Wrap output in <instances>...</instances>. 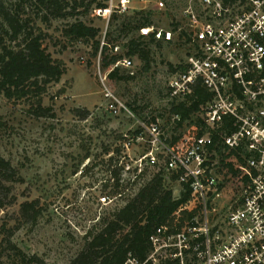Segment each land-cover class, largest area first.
<instances>
[{"label":"built area","instance_id":"2783aa9c","mask_svg":"<svg viewBox=\"0 0 264 264\" xmlns=\"http://www.w3.org/2000/svg\"><path fill=\"white\" fill-rule=\"evenodd\" d=\"M168 1L104 0L105 8L96 11L107 27L114 15L150 13L135 5L165 12ZM139 33L154 44L188 48L168 82L171 102L185 101L197 86L211 99L194 116L204 125L198 129L201 136L193 125L188 133L177 135L180 117L171 116L173 137L179 138L175 145L168 142L171 138L158 120H137L139 131L132 139L145 144L146 151L137 160L127 155L117 162L119 190L133 188L155 170L163 181L177 184L175 200L187 191L189 196L149 236L146 257L128 254L124 264H264V0H185L169 29L153 23ZM105 34L106 30L102 41ZM119 66L131 69L133 62L123 58L115 64ZM98 76L106 110L115 117L122 112L133 117L109 91L100 69ZM126 139L121 147L128 151L133 140ZM222 166L237 175L233 188L228 186L235 192L229 198L223 195L225 183L219 178ZM120 197L118 192L98 201L109 206Z\"/></svg>","mask_w":264,"mask_h":264},{"label":"rangeland","instance_id":"374dc122","mask_svg":"<svg viewBox=\"0 0 264 264\" xmlns=\"http://www.w3.org/2000/svg\"><path fill=\"white\" fill-rule=\"evenodd\" d=\"M184 3L185 0H169L171 12L150 11V5L135 6L150 12L157 27L169 29L171 23L179 19ZM93 8L94 5L79 19L99 28L102 38L110 21L106 27L105 18ZM67 22L71 20L52 21L48 25L36 22L47 34L43 43L47 52L53 59L64 62L67 68L60 82L52 84L43 97L42 105L50 108L54 117L31 116L27 101L9 102L0 96V155L11 163L22 179V183L14 185L16 203L0 211V226L16 228L13 243L24 254L38 256L47 264H69L83 248L87 233L99 230L102 219L122 208L152 178L155 170L149 171L143 182L135 187L118 190L122 197L109 206H102L98 201L105 195H115L111 175L115 167L112 165L127 155L137 160L146 151L145 144L132 139L139 131L137 120H158L165 136L172 139L178 138L173 137L176 130L179 129L178 135L192 129L191 123L185 122L174 130L169 111L168 82L174 75L170 66L184 62L188 50L185 44L150 45L149 63L131 57V69L119 66V76L124 79L111 81L107 77L109 91L133 115L122 112L115 117L105 108L106 99L98 76V69L106 76L109 69L102 66L100 56L93 57L90 45L70 43L62 36ZM119 22L113 23L112 31ZM131 36H112L113 44L117 46L114 54L127 57L123 45ZM76 109L88 110L90 115L82 120L75 115ZM126 138L133 140L128 151L121 147ZM117 150L121 152L118 157ZM110 158L113 160L109 161ZM230 174L222 166L219 178L225 183L223 195L226 198L235 193L228 186L233 188L237 175ZM164 185L178 196L179 187L174 181L165 180ZM34 200L38 201L41 215L35 225L22 224L19 206ZM10 255L11 252L6 251L0 264H18Z\"/></svg>","mask_w":264,"mask_h":264},{"label":"trees","instance_id":"16d2710c","mask_svg":"<svg viewBox=\"0 0 264 264\" xmlns=\"http://www.w3.org/2000/svg\"><path fill=\"white\" fill-rule=\"evenodd\" d=\"M12 2L0 0V96L9 102L27 101L30 103L28 113L37 118L54 117L52 110L42 105L43 97L48 88L59 83L67 72L64 62L53 59L43 46L47 34L36 24L37 21L48 25L52 21L71 20L63 27L62 36L70 43L90 45L93 57L100 56L102 66L109 69L107 77L111 81L124 79L119 76V67H115L123 58L114 54L117 47L113 44L114 34L125 37L132 35L123 45L126 58L136 57L146 64L149 63V46H161L160 43L154 44L152 39H146L139 33L140 28L153 24L150 13L133 12L130 16H112L102 41L100 29L85 24L79 18L86 16L92 5L93 9L105 8L104 0ZM114 22L119 23L116 30L112 31ZM170 68L175 73L180 67ZM210 99L211 95L201 86H197L185 101L171 102L170 114L180 117V121L176 123L177 127L190 122L197 129L195 134L201 136L203 131L198 129H204V125L200 118L194 116ZM74 113L82 120L90 115L88 110L76 109ZM178 141L179 138H171L168 142L175 145ZM119 155L120 150H117V157ZM112 160L113 158H110L109 161ZM116 165L117 162L112 165V168H115L111 171L114 194L120 188V171ZM228 165L231 168V165ZM17 183H22L18 171L0 155V211L16 203L13 192ZM188 196L187 191L175 200L172 190L165 187L162 174L154 173L122 208L115 210L109 218L101 220L99 230L87 233L83 248L69 264H124L128 254L144 259L149 251V236L156 228L170 220L172 213ZM19 214L22 224L35 225L41 215L38 201L21 203ZM15 230L16 228L7 229L4 224L0 226V259L9 251L12 254L9 257L17 260L18 264H47L38 256L24 254L13 243Z\"/></svg>","mask_w":264,"mask_h":264}]
</instances>
